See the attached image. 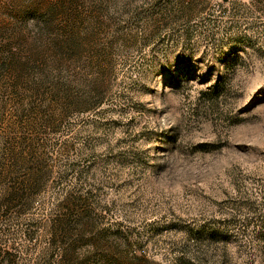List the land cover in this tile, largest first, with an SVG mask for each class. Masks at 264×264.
<instances>
[{"label": "rangeland", "instance_id": "obj_1", "mask_svg": "<svg viewBox=\"0 0 264 264\" xmlns=\"http://www.w3.org/2000/svg\"><path fill=\"white\" fill-rule=\"evenodd\" d=\"M0 264H264V0H0Z\"/></svg>", "mask_w": 264, "mask_h": 264}]
</instances>
